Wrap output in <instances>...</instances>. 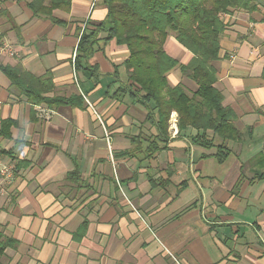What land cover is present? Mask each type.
<instances>
[{
	"label": "crops",
	"instance_id": "obj_1",
	"mask_svg": "<svg viewBox=\"0 0 264 264\" xmlns=\"http://www.w3.org/2000/svg\"><path fill=\"white\" fill-rule=\"evenodd\" d=\"M28 1H3L0 64L72 101L33 103L0 68V155L16 166L0 180V264H264V0L222 15L215 86L245 138L223 162L196 130L179 133L176 111L160 139L132 94L126 45L101 31L78 64L105 0H72L58 21ZM164 47L180 64L193 57L173 33ZM167 78L197 89L179 67Z\"/></svg>",
	"mask_w": 264,
	"mask_h": 264
},
{
	"label": "trees",
	"instance_id": "obj_2",
	"mask_svg": "<svg viewBox=\"0 0 264 264\" xmlns=\"http://www.w3.org/2000/svg\"><path fill=\"white\" fill-rule=\"evenodd\" d=\"M3 1L0 0V18L8 13ZM105 3L108 9L105 20L80 37L78 64L81 57L92 54L101 31L106 32L107 40L116 39L126 45L130 51L124 62L128 80L138 87L132 94L148 109V119L157 126L160 139L168 136L169 120L176 111L179 133L196 130L193 142L205 148H216L214 157L219 162L225 161L232 152L229 142L245 138L236 126V112L224 105L223 93L215 86V62L219 59L220 41L226 27L222 15L248 8L251 1L105 0ZM71 5L72 0L28 1L34 17H50L54 21H58L53 16L55 9L69 10ZM171 33L193 54L189 63L180 64L166 52L164 44ZM176 67L196 82L195 91L181 83L169 84L167 74ZM0 68L33 103L55 106L72 101L43 96L53 90L49 79L34 85L30 81L34 77L23 69L2 64ZM27 81L30 85H24ZM261 155L264 158V147ZM254 178L264 179V170ZM3 249L0 240V254Z\"/></svg>",
	"mask_w": 264,
	"mask_h": 264
},
{
	"label": "built area",
	"instance_id": "obj_3",
	"mask_svg": "<svg viewBox=\"0 0 264 264\" xmlns=\"http://www.w3.org/2000/svg\"><path fill=\"white\" fill-rule=\"evenodd\" d=\"M8 48V46H6ZM9 49V48H8ZM10 50V49H9ZM42 115L44 117H51L52 111L50 109L42 110ZM16 172V166L0 155V180L2 183L9 182L13 179Z\"/></svg>",
	"mask_w": 264,
	"mask_h": 264
}]
</instances>
